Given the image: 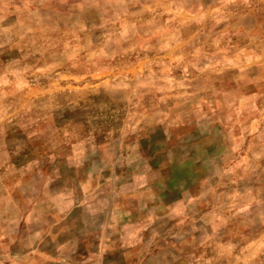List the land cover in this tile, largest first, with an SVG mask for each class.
I'll use <instances>...</instances> for the list:
<instances>
[{"label":"rangeland","instance_id":"1","mask_svg":"<svg viewBox=\"0 0 264 264\" xmlns=\"http://www.w3.org/2000/svg\"><path fill=\"white\" fill-rule=\"evenodd\" d=\"M0 264H264V0H0Z\"/></svg>","mask_w":264,"mask_h":264}]
</instances>
